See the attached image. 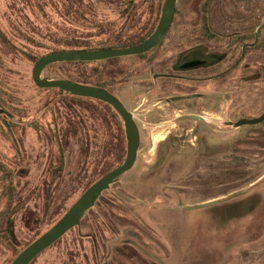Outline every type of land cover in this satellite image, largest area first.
I'll return each mask as SVG.
<instances>
[{"label":"rangeland","instance_id":"374dc122","mask_svg":"<svg viewBox=\"0 0 264 264\" xmlns=\"http://www.w3.org/2000/svg\"><path fill=\"white\" fill-rule=\"evenodd\" d=\"M148 10L149 0H0V264L49 228L125 153L124 132L102 118L114 116L112 109L37 87L31 79L35 56L53 46L52 37H116L146 20ZM158 49L153 52H163L160 59L144 71L138 55L113 61L120 70L109 87L140 132L133 165L79 225L30 264H158L126 238L163 264H264V123L224 124L240 116L234 87L225 100L189 93L186 100L166 102L179 94L173 84L140 85V74L149 78L171 61L174 51ZM58 67L42 75L58 77ZM193 112H204L206 121L180 119ZM198 140L202 152L193 156L186 144ZM223 189L220 200L201 202Z\"/></svg>","mask_w":264,"mask_h":264},{"label":"flooded vegetation","instance_id":"af4514ba","mask_svg":"<svg viewBox=\"0 0 264 264\" xmlns=\"http://www.w3.org/2000/svg\"><path fill=\"white\" fill-rule=\"evenodd\" d=\"M167 34L171 36L168 37ZM163 41V46L158 49L157 46ZM156 48L162 51L169 48L174 51L171 61L156 68L151 77L140 74L135 80L145 87L148 84L150 89H155L160 84H173L179 90V94L167 99L166 102L186 100L185 95L189 93L195 94V98H201L203 94L208 100H225L227 88L234 87L237 93L235 107L240 112L237 120L254 118L264 112V0H176L172 20L161 40L148 51L138 54L140 71H144L147 66L160 59L163 52H153L157 50ZM232 82L234 86L228 85ZM216 87H219V91L215 89ZM109 92L118 98L119 95L111 89ZM98 100L93 101L99 104ZM120 101L127 109L123 100ZM104 106L112 109L110 105ZM257 109L261 110L256 112ZM185 115L196 116L192 118L195 122L206 121L204 112L183 114L180 119L190 120ZM262 123L264 118L255 124L243 125ZM224 124L226 125L225 122ZM137 129L139 135L138 126ZM117 133L121 134L119 130ZM155 138L156 135L153 136V139ZM186 145L193 156L202 152L200 140ZM116 181L117 179L113 183ZM223 195H226L224 189L220 195L208 197L201 202H215ZM124 241L154 262L164 263L161 257L134 240L126 238ZM111 248L112 245L109 244L107 260L113 253Z\"/></svg>","mask_w":264,"mask_h":264},{"label":"water","instance_id":"95a60500","mask_svg":"<svg viewBox=\"0 0 264 264\" xmlns=\"http://www.w3.org/2000/svg\"><path fill=\"white\" fill-rule=\"evenodd\" d=\"M176 0H161L160 13L153 31L141 41L123 47L78 48L70 50H53L40 55L32 64L31 79L40 88H58L72 95L99 99L109 104L118 115L124 129L125 153L123 160L101 174L90 183L65 212L45 231L19 250L8 264H28L41 251L60 238L74 226L79 225L84 214L110 184L126 172L134 163L139 143L137 126L133 114L122 102L105 88L96 85L79 83L63 77L42 75L46 65L58 61H98L107 58L138 55L155 46L167 31L172 20ZM185 117L195 118L194 115ZM264 118V112L254 118H240L228 121L226 125L238 127L243 124H255Z\"/></svg>","mask_w":264,"mask_h":264},{"label":"trees","instance_id":"16d2710c","mask_svg":"<svg viewBox=\"0 0 264 264\" xmlns=\"http://www.w3.org/2000/svg\"><path fill=\"white\" fill-rule=\"evenodd\" d=\"M159 3H160V0H149V10H148L147 19L144 21L137 20L138 22L137 25L129 24L125 30L121 28V30L119 31L116 37H111V38L107 37L98 42H92L87 39H78L74 37H61V36L52 37L51 40L53 41V46L47 47L46 51L42 52L41 54H38L35 57L37 58L40 55L45 54L49 51H53V50H70V49H78V48L88 49V48H101V47H123V46L135 44L141 41L142 39H144L145 37H147L153 31L156 25L157 19H158ZM116 60H118V57L107 58V59H102L98 61H58V62H54V63L46 65L45 69L46 68L50 69V68L59 66L58 69H56L57 71L54 72L56 76L58 77L67 78L74 82L101 86L107 89L108 91H110L109 86L115 79L114 75L118 74V70H120L118 67L114 66L113 64V61H116ZM66 65H72L74 66V69H72V71L70 72V70L63 68V66H66ZM50 89H56V90L63 92L61 89H58V88H50ZM74 97L95 100V99L87 98V97H80V96H74ZM98 102H101V101L98 100ZM103 104L109 107L108 104L106 103H103ZM111 111L113 112V115L115 117L112 116L109 118L107 115H104L102 118L106 124L114 122L116 129L119 130L123 136V130H122V126L119 123V119L116 113L113 110ZM122 138L124 140V136ZM60 162L62 163V160H60ZM120 162L121 160L115 162L113 166H115L117 163H120ZM104 172L99 173L98 176H100ZM38 235L39 234H37L35 237H37ZM35 237H33L31 240H33Z\"/></svg>","mask_w":264,"mask_h":264}]
</instances>
